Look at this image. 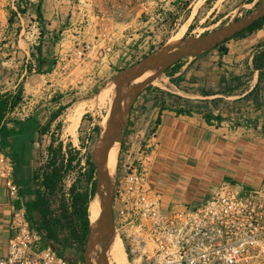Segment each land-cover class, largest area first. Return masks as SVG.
<instances>
[{
    "label": "rangeland",
    "instance_id": "1",
    "mask_svg": "<svg viewBox=\"0 0 264 264\" xmlns=\"http://www.w3.org/2000/svg\"><path fill=\"white\" fill-rule=\"evenodd\" d=\"M30 1L0 0V94H8L11 90L21 89L23 91V100L20 103L24 101V98L25 101H31L39 97L36 91L29 90L30 83L26 89L24 88L25 78L22 77V73L26 70L25 76L30 75L32 69L28 70L30 66L27 67L25 65L23 54H19L22 48L18 47L21 35L23 37H26V35L31 37L33 35L34 38H31V40H35L33 43L35 47H37L36 43L40 40L41 29L39 22L36 20V8L33 9L29 6ZM260 1L97 0L93 6L98 9H100L99 3L100 5L103 4L102 7H123V11L120 13L99 10L107 11L106 15L103 16L98 15V13H92L91 15L80 14L78 10L79 4L85 3L81 0H47L44 5V13L47 18H44L45 22L43 24L48 26L47 21H49L50 23L53 22V26L48 28V30L45 28L44 36H42V41L45 42V45L57 51V43L64 37L71 35L68 38L78 42L80 49L90 43L91 48L89 50L91 52L88 53L86 51L89 56L87 55L85 61L74 57L72 62L69 64L61 63L59 68L56 69L58 77H62L60 76L62 72L64 76L71 72L69 75L75 80L68 86V89L72 87L69 91L56 92L52 94V98L36 101V104H34L38 108L34 106L32 112L38 113L42 126L46 124V119H49L52 113L58 110H61V113L48 130L43 133L38 131L34 138L29 139V147L33 151V155L35 154L33 169L40 167L48 160V146L53 140L55 141V146L62 141L64 143V151H67L70 148L69 144H71L72 149L78 150V158L81 164L77 165L67 176L66 186L69 188L78 176L79 169L86 165V156L93 151L99 131L98 125L113 108V98H107L106 87L113 86V89H116L114 82L117 80L121 81V73L124 69L163 44L175 42L184 37L203 34L242 16L254 6H257ZM19 6L26 9V13L19 10ZM102 19L105 24L99 22ZM22 29L24 31L21 33ZM50 29L53 30L52 34L49 32L51 31ZM66 29L67 31L62 33ZM259 41H264V26L246 37L235 38L233 41L224 43L220 48H216L215 52H218L216 54L214 52L216 58L210 57L206 62L195 66L205 68L207 72V74L202 76L206 81H203V85H193L186 81L180 83L183 89L176 88L166 74L167 69L170 73L172 72V67L175 64V62H169L164 69V74L152 83L143 84L141 93H143V96L150 93L149 100H161L171 105L173 102L194 101V99H179L175 93L170 91H193L198 95L202 94L203 91H219L225 87V84L222 83L224 78L229 79L232 75H247L249 77L244 78V87L235 94L245 93L254 84V77L250 72V62L252 52L257 46L256 42ZM106 45L111 48L105 49ZM223 47L227 48V50H224ZM54 51L51 53L57 55ZM228 53L229 55L226 56L228 60H221L223 55ZM97 56L100 58H97ZM190 58L192 57L184 59L182 66ZM58 60L55 59L54 61L57 63ZM89 60L98 62V68L97 65L91 68L92 64L87 63ZM219 63L227 64L230 68L225 70L224 66L222 64L219 65ZM192 67L194 68V65H189L187 70ZM89 69H91V73H88ZM40 70L37 69V72ZM94 74L97 75L94 80L90 81L87 79ZM190 75L189 79L191 80ZM16 85L17 87L15 88ZM169 93L172 94L170 95ZM64 94H66V97L61 99ZM51 99L53 101L49 104ZM200 101V103H193H197L196 106L206 111L207 104L203 100ZM20 103L7 113V117H10L17 127L20 126L19 122L29 117L25 116V114L30 113L27 107L22 110ZM235 107V112H237L235 125L252 126L254 122L249 123L246 118L250 114L243 115L245 113L243 101L239 102ZM14 110L15 113L12 115L11 112ZM127 121L128 119L122 128V138L118 142L119 145L121 144L125 148L129 146L132 135L127 129ZM31 125L33 127L35 124L31 123ZM8 145L6 144L7 150L10 149ZM77 161L78 159L75 163ZM155 161L157 162V158L154 156ZM257 163L261 167V164ZM201 182H204V180H201ZM192 183L188 188L191 196L189 195L188 197L195 201V198L201 194L196 189L197 185H199L198 180H194ZM211 190L212 188L209 192ZM73 253L74 255L65 251L67 257L80 259L76 251ZM78 262L81 261L78 260ZM85 264L87 263L85 262Z\"/></svg>",
    "mask_w": 264,
    "mask_h": 264
},
{
    "label": "crops",
    "instance_id": "2",
    "mask_svg": "<svg viewBox=\"0 0 264 264\" xmlns=\"http://www.w3.org/2000/svg\"><path fill=\"white\" fill-rule=\"evenodd\" d=\"M40 1L42 2V12L46 19L44 5L47 0H31L29 6L35 9ZM81 1L85 2L80 3L78 7L79 13L82 15L98 13V15L104 16L107 11L118 13L123 11V7H102L103 4L100 5V3L98 4L100 9L95 8L96 6L94 7L93 4L95 1L97 2V0ZM99 10L107 11L104 12ZM99 22L105 24L103 19ZM47 23L48 26L44 25V28L48 30V28L53 26V22L50 23L47 21ZM23 31L24 29L21 30V33ZM66 31L67 29L63 30L62 33ZM49 32L52 34L53 30ZM69 36L71 35H68V37ZM68 37H64L58 42L57 51H54L49 46H46L45 42L42 40H39L36 43L37 47H35L33 44L35 40H31V38H34L33 35L31 37H29V35H26V37L21 35L18 41V47L22 48V50L19 51V54H23V58H25L26 62L25 65L27 67L30 66L28 70L32 69L31 74L26 76V66L25 69H23L25 70V72L22 73V77L25 78L24 88L26 89L27 85L30 83L29 90L36 91L39 96L34 99L35 102L52 98V94L56 92L69 91L72 87L68 89V86L75 80L70 77L69 74H71V72L66 76H64L62 72L60 74L62 77H58L56 69L59 68L61 63L69 64L73 61L74 57L85 61L87 55L89 56L88 53L91 52V50H89L91 48L90 43L86 44L90 45V48L85 49L84 54L80 56L77 51L79 43ZM233 40H235V38L229 41ZM40 42H42V44L41 51L39 52L38 46ZM259 42L256 43L258 44ZM86 45H84V47ZM110 48L111 47H108V45L105 47V49ZM215 50L217 49L215 48L207 54L190 58L185 65L182 66L181 70L174 73V78L178 80L179 76L182 77L183 79L179 81V83L188 81L193 85H203L205 78H202V76L207 74V72L205 68H198L195 66L202 62H206L210 57L216 58L215 54L218 52H215ZM53 51L57 55L51 53ZM105 53L108 54L107 52ZM229 53L224 54L221 60H228L226 56H228ZM97 58L100 57L97 56ZM55 59H59L57 63L54 61ZM87 63L92 64L91 68H93L94 65H97L98 68L99 65L98 62L93 60H89ZM220 64L224 66L223 68L225 70L230 68L227 64L219 63V65ZM189 65H194V68L192 67L190 70H187ZM54 66L55 68H53ZM37 69L41 70L37 72ZM250 69H252V61L250 62ZM91 72V69H89L88 73ZM256 73L257 72L253 74L254 84L251 88L257 82L258 74L256 75ZM189 74H191V80L189 79ZM96 76L97 75L94 74L87 79L92 81ZM173 85L179 88L176 84L173 83ZM16 87L17 85L15 88ZM17 91L18 89L11 90L10 94H15ZM170 92L184 98L194 99V101H177L170 105L161 100H149L150 93L144 96L142 95L143 93H141L132 108L126 125L129 132L132 133L131 141L134 142V144L145 139L153 127L158 129L159 145L154 152L157 162L155 161L153 164L152 181L163 191L165 198L167 200L189 199L188 196L190 194L188 188L193 184L192 182L194 180H198L199 185H197L196 189L200 192V196H209L211 193L209 190L224 178L237 180L246 187H256L264 190V120L260 119L252 126L235 125L237 119L235 106H237L239 102L243 101V104H245V113H243V115L249 114L250 109L248 103H244V100L239 99L249 91L230 96L216 93L217 91L199 95L195 94L193 91ZM64 97H66V94H64L61 99ZM200 100H203L207 104L206 111L203 110V108L199 110L195 108L197 103L193 102L200 103ZM52 101L51 99L49 104L52 103ZM183 105L192 108L193 113H178L176 110L177 107H182ZM20 106H22V110L25 109L23 103H20ZM206 112L211 113L212 116L210 120L206 119ZM14 113L15 110L11 112L12 115ZM37 114L38 113H35V111L32 113L36 119L37 125L36 122H33L32 124L35 125L32 127L30 123L28 124L29 128L25 129L23 133L13 134L7 138V145H13L19 153L20 158L25 161L20 172L22 177H28L33 169L35 154L33 155V151H31L28 142L29 139L36 136L39 131L38 128L42 126ZM218 115L222 116V120L217 119ZM251 117L254 119L256 115L251 114ZM8 119H10L8 127L18 129V127L15 126L16 123H14L10 117H8ZM46 120L48 121V119ZM125 132L126 129L124 130V136ZM257 162L261 164V167ZM12 164L14 169L15 163L13 160ZM201 180H204V182H201ZM12 215L13 209L11 207L10 192L5 179L0 176V256H5L7 253L10 236L9 224ZM65 251L74 255L73 252L76 250L74 247H67Z\"/></svg>",
    "mask_w": 264,
    "mask_h": 264
},
{
    "label": "built area",
    "instance_id": "3",
    "mask_svg": "<svg viewBox=\"0 0 264 264\" xmlns=\"http://www.w3.org/2000/svg\"><path fill=\"white\" fill-rule=\"evenodd\" d=\"M78 48V53L84 54ZM32 115L35 101H24ZM25 110V109H23ZM24 118V117H23ZM153 127L137 144L119 148L113 197L116 237L131 264H264V190L224 178L209 196L167 200L152 181L154 152L159 145ZM11 156L0 150V176L11 196L13 215L9 245L0 264H85L41 247L25 208H18L19 187Z\"/></svg>",
    "mask_w": 264,
    "mask_h": 264
},
{
    "label": "trees",
    "instance_id": "4",
    "mask_svg": "<svg viewBox=\"0 0 264 264\" xmlns=\"http://www.w3.org/2000/svg\"><path fill=\"white\" fill-rule=\"evenodd\" d=\"M41 3L40 1L35 9L37 14L36 20L39 22L41 29L40 40H42V36L45 33V26L43 24L44 14ZM19 10L26 13V9H23L21 6H19ZM263 26L264 17L215 48H220L224 43L233 38L246 37ZM41 44L42 42L38 46L39 52L41 51ZM224 50H227V48H224ZM183 61L184 59L176 61L171 73L168 69L166 71L171 82L181 89L183 88L180 86L179 81L183 78L179 76L178 80H176L173 75L175 72L181 70ZM251 61L252 69L250 72L251 75L257 72V82L248 93L239 99L248 103L250 116L251 114L256 115L254 119L249 115L246 117L249 123L254 122L255 124L260 119L264 120V41L259 42L254 48ZM245 77L249 76L232 75L229 79L224 78L222 83L225 84V87L216 93L226 96L234 95L239 89L244 87ZM202 93H210V91H203ZM169 94L171 95L172 93ZM176 96L179 99H184L180 95ZM22 100L23 91L21 89H18L15 94H0V150L6 151L15 163L13 175L14 181L19 187V198L14 202L18 208H25V216L30 227L36 230L41 237V247L51 246L60 255L65 257H67L65 255V248L74 247L80 259H73V261L78 262L79 260L85 263V250L91 232L89 206L96 188V162L93 159L92 153L88 154L85 159L86 165L79 169L78 176L68 188L66 186L67 176L77 165L81 164L78 158V150L72 149V145L69 144L70 148L64 151V143L60 141L55 146V141L53 140L48 146V160L40 165V167L32 169L28 177H22L20 172L25 161L20 158L19 153L14 147L8 145L10 149L7 150L6 148L9 136L23 133L25 129L29 128L28 124L36 122L35 117L31 115L22 122H19L20 126L18 129L8 127V122L10 121L7 117L8 111L14 109ZM195 108L200 109L199 106ZM176 110L181 114L193 113V109L186 105L177 107ZM60 113L61 110L52 113L46 124L40 127L39 132L43 133L45 130H48ZM205 116L207 120H210L212 115L206 112ZM217 119L222 120V116L218 115ZM77 159L78 161L75 163Z\"/></svg>",
    "mask_w": 264,
    "mask_h": 264
},
{
    "label": "water",
    "instance_id": "5",
    "mask_svg": "<svg viewBox=\"0 0 264 264\" xmlns=\"http://www.w3.org/2000/svg\"><path fill=\"white\" fill-rule=\"evenodd\" d=\"M263 17L264 0H261L257 6L242 16L203 34L192 35L163 44L122 71L120 81L123 90L122 95L113 104V108L106 119L104 118L105 120L103 119L98 125V136L92 151L93 159L97 165V177L95 194L90 203L94 204L99 217L98 222L91 226L90 235L96 240V248H100L98 264H111L109 249L116 238L113 197L118 177L119 149L116 158L111 160L110 153L114 146L106 143V136L111 129L129 118L143 88L144 83H142L141 78L161 63L176 62L180 59L207 53L237 33L249 28ZM85 262L87 263L86 255Z\"/></svg>",
    "mask_w": 264,
    "mask_h": 264
},
{
    "label": "bare ground",
    "instance_id": "6",
    "mask_svg": "<svg viewBox=\"0 0 264 264\" xmlns=\"http://www.w3.org/2000/svg\"><path fill=\"white\" fill-rule=\"evenodd\" d=\"M167 63L168 62L161 63L158 66L151 69L150 71H148L141 78L142 83L154 82V80H156L162 74H164V69H165ZM256 75H257V73H256ZM114 84L116 86V89H113V86L106 87L107 98L108 99L113 98V104H115L120 99V97L122 95V91H123L122 85L119 82V80L115 81ZM105 119H106V117H105ZM126 120L127 119H125L121 124L117 125L116 127L111 129L107 133L106 143L108 145L114 146L111 150V153H110L111 160H114L117 156L118 149H119V143L118 142L122 138V135H123L122 128L125 126ZM89 210H90L91 226H92L94 223L98 222L99 214H98V211L95 208L93 203H90ZM95 245H96L95 238L92 237L91 235H89V239H88L87 246H86V252H85L86 260H87L88 264H98V262H99L98 253H99L100 248H96L97 246H95ZM109 257L112 260L111 261L112 264H131L128 257H127L123 243H122L121 239L119 238V236H117L111 244V247L109 249Z\"/></svg>",
    "mask_w": 264,
    "mask_h": 264
}]
</instances>
